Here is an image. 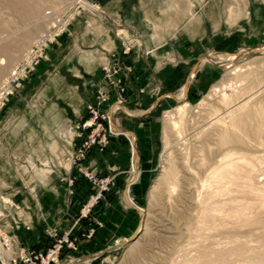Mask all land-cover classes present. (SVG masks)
<instances>
[{
	"label": "rangeland",
	"instance_id": "1",
	"mask_svg": "<svg viewBox=\"0 0 264 264\" xmlns=\"http://www.w3.org/2000/svg\"><path fill=\"white\" fill-rule=\"evenodd\" d=\"M26 1L25 6L21 4L25 0H0V83L38 37L47 36L52 41L19 88L50 50L77 29L79 32L82 28L97 29L95 24L102 22L110 24L114 45L99 70L102 84L86 103V116L76 127L75 151L69 159L70 171L63 179L70 208L79 200L76 189L82 182L89 186L88 197L79 201L78 213L69 217L63 229L46 227L49 241L44 247L21 249L46 251L62 239L58 264H71L75 259L80 264H264V192L260 194L264 191V0H251V13L230 15L229 21H219L216 31L195 30L187 46L175 45V35L161 32V39L169 44L162 47L145 46L144 32L129 28V0H87L93 9L75 0ZM202 6L210 11L206 4ZM200 24L197 16L196 25ZM173 52L180 54L174 56ZM232 65L237 66L234 69ZM151 68L157 72L161 68L157 73L160 77L152 78ZM243 72L247 74L238 78ZM223 93L249 97L250 106L261 105L262 112L247 121L242 128L244 134L242 129L238 131L242 133L240 143H229L232 154L229 152L226 159L233 166L224 185L216 183L218 187L212 169H205L199 158L206 149L201 158L204 162H200L214 158L213 164H217L218 131L213 124L222 112L216 114L211 105L219 106ZM185 103L188 112L178 132L172 125L174 112H166ZM91 108L97 109V118ZM92 135L95 141L90 140ZM115 135L127 139L126 168L121 172L93 168L91 153L105 151ZM164 136L173 145L171 158L180 169L179 183L173 192L164 184L151 192L165 166ZM120 174L127 185L117 190ZM255 185L258 189L263 186V190L259 192ZM222 187L226 192L219 190ZM126 189L129 195L125 197ZM117 194L119 204H108ZM104 200L107 203L101 208Z\"/></svg>",
	"mask_w": 264,
	"mask_h": 264
},
{
	"label": "crops",
	"instance_id": "2",
	"mask_svg": "<svg viewBox=\"0 0 264 264\" xmlns=\"http://www.w3.org/2000/svg\"><path fill=\"white\" fill-rule=\"evenodd\" d=\"M250 5L251 0H129V28L144 32L142 40L148 47L169 45L161 32L175 35V45L187 46L195 30L216 31L219 21H229L230 15L251 13ZM95 26L62 38L0 112V224L19 250L44 247L49 241L46 227L63 229L88 197L89 186L82 182L76 189L79 200L70 208L63 179L70 171L76 127L86 116V103L102 84L99 70L114 45L111 25ZM150 71L152 78L160 77L157 69ZM128 155L126 137L115 135L105 151L94 150L90 160L97 170L121 172ZM120 175L117 190L127 185ZM119 200L118 194L113 195L108 204Z\"/></svg>",
	"mask_w": 264,
	"mask_h": 264
},
{
	"label": "bare ground",
	"instance_id": "3",
	"mask_svg": "<svg viewBox=\"0 0 264 264\" xmlns=\"http://www.w3.org/2000/svg\"><path fill=\"white\" fill-rule=\"evenodd\" d=\"M27 1L25 0V2H21V4L22 5H28V3H26ZM8 3H10V2H8ZM7 3V4H8ZM16 3H17V1H16ZM30 3V2H29ZM74 3H79V4H83V5H85V6H88V7H90V8H92L93 9V7H92V5L87 1V0H75L74 1ZM19 4V3H18ZM31 5V4H30ZM18 6H20V5H18ZM23 9H24V7L23 6H21ZM21 8V9H22ZM27 8V7H26ZM30 8H32L31 6H30ZM27 12V11H26ZM34 20V19H33ZM6 42V41H5ZM9 42V41H8ZM3 44H4V42H3ZM13 44V43H12ZM9 45V44H8ZM1 47V46H0ZM5 47V46H4ZM4 48H3V46H2V50H3ZM8 52H10V50L8 51ZM221 57V56H220ZM224 59V58H223ZM229 59H232V57L231 58H229ZM227 61H229V60H227ZM237 64V63H236ZM233 66V65H232ZM237 66V65H236ZM236 66H233V68L235 69V67ZM239 66V65H238ZM241 69V68H240ZM229 72H231V71H229ZM247 74V72H243L241 75H237V77L238 78H241V77H244L245 75ZM222 83V82H221ZM220 84V82L217 84V85H215L213 88H216V87H218V85ZM232 94V95H231ZM230 95H228V94H225V93H223V95L221 96V98H220V100H219V102H220V105L219 106H215V105H211V106H213L212 108H213V110H214V112H216V114H219V112L221 113V114H223V116L221 115V114H219L218 116H217V119H216V125L218 124V126H216L215 125V123L213 124L215 127H216V129H217V131L218 132H216L217 133V135H218V140H216L217 141V145H215V146H217L216 148H218L216 151H218L217 153H218V159L217 160H215V162H217V164H216V166H215V164H213V159H211L212 161H207L208 163H201V162H204V161H202L203 160V158H202V156L204 155V153L203 152H205V150L204 151H202V153H201V158H202V160H201V158H199V160L201 161H199V163L200 164H202V166H205L206 168L205 169H209V167L212 169L211 171H212V178L214 179V183H215V185H217L216 183H218V184H223L224 185V183L226 182V180H225V178H226V176H228V174H227V172H228V170H229V172H230V166L232 167L233 165L231 164V163H229V161H227V159H226V156L227 157H229V155H227L230 151H232L231 149H229V147H228V145H229V143H236V144H238V143H240L241 141H242V139H241V135H242V133H243V130L244 129H242L246 124H247V121L250 119V118H252L257 112H262V106L260 105V106H257V107H253V106H250V103H249V97H243V95H238L237 96V94H236V96H234L233 95V93H231ZM238 94H240V93H238ZM241 94H243V93H241ZM179 97L180 98H182V95H179ZM258 103V102H257ZM260 103V102H259ZM211 108V107H210ZM209 108V109H210ZM188 110V106L186 105V103L185 104H180L179 106H177L176 108H174V109H172V110H168L167 112H166V115L167 114H169V113H171V112H174V114H175V118H176V120L175 121H173L172 120V125L173 126H175V128H178L177 130H178V132H180V131H182L181 129H182V127H181V124L183 123V120L185 119V114H186V112H188L187 111ZM215 114V113H214ZM171 115V114H170ZM225 117H228V120H226L225 119ZM259 117V116H258ZM261 117V116H260ZM255 118H256V116H255ZM264 118V117H263ZM262 118V119H263ZM261 119V121H263ZM168 121V120H167ZM252 121V120H251ZM258 121V120H257ZM169 122V121H168ZM166 123V126H165V128L168 130V124L170 123ZM185 122V121H184ZM260 124V123H259ZM183 125H184V123H183ZM211 125V124H210ZM249 125H251L250 123H249ZM262 125V124H261ZM184 127V126H183ZM206 127V126H205ZM214 127V128H215ZM256 127V126H255ZM258 127V126H257ZM245 128V127H244ZM248 128V127H247ZM252 128H254V127H252ZM165 129V130H166ZM184 129V128H183ZM216 129H212L213 131L214 130H216ZM242 129V133H241V135L239 134V130H241ZM257 129H260V128H257ZM257 129H254L256 132L258 131ZM245 131V130H244ZM169 132V131H168ZM210 132H212V131H210ZM249 132V131H248ZM247 132V133H248ZM260 132H261V130H260ZM245 133V132H244ZM243 133V134H244ZM199 134H201V133H199ZM205 134V133H204ZM253 134V133H252ZM260 134V133H259ZM165 135V134H164ZM169 135V134H168ZM248 135V134H247ZM256 135H258V134H256ZM194 136V135H193ZM201 136V135H200ZM245 136V135H244ZM243 136V137H244ZM252 136H254V135H252ZM258 136H260V135H258ZM164 137H166V143H165V150H164V152H165V154L163 155L164 156V158H163V162L165 163V166H163V172H162V174L159 176V178H158V181L155 183V185H153V187H152V190H151V192H154L155 191V189L158 187V185H166V187H167V189H169L170 190V192L172 191L173 192V190H175V188H176V186L178 185V183H179V175H180V169H179V167L178 166H176V164L174 163L175 161H173L172 160V150H171V148H172V144H171V141L168 139V137L167 136H164ZM204 137V136H203ZM247 137V136H246ZM246 137H244V138H246ZM249 137H251V135L249 136ZM257 138V137H256ZM202 139H204V138H202ZM211 139V138H210ZM212 139H213V137H212ZM217 139V138H216ZM247 139H248V137H247ZM258 139V138H257ZM251 139L249 138V141H250ZM165 141V140H164ZM204 141V140H203ZM207 141H208V139H207ZM207 143V142H206ZM244 143V142H243ZM248 143V142H247ZM262 143V142H261ZM249 144V143H248ZM209 145V144H208ZM231 145V144H230ZM199 147H201L200 145H198ZM197 147V146H196ZM204 147V146H203ZM206 147H207V145H206ZM210 147V146H209ZM232 147H236V146H232ZM198 148V147H197ZM231 148V147H230ZM240 148V147H239ZM198 149H200V148H198ZM201 149H203L202 147H201ZM200 149V150H201ZM234 149V148H233ZM235 149H237V148H235ZM242 149V148H241ZM244 149V148H243ZM230 150V151H229ZM208 152L209 151H212V150H207ZM234 152V151H233ZM207 153V152H206ZM236 153H238V152H236ZM186 154V153H185ZM208 154V153H207ZM207 154H205L206 156H207ZM210 154V153H209ZM208 154V155H209ZM230 154H232L231 152H230ZM197 155H199V154H197ZM239 155V154H238ZM241 155V154H240ZM211 156V155H210ZM242 156V155H241ZM205 158V157H204ZM210 158V157H209ZM208 160V159H207ZM197 161V160H196ZM206 161V160H205ZM231 162V161H230ZM197 164H199L198 162H196ZM205 164H207V165H205ZM184 165V164H183ZM185 165H187V164H185ZM184 165V167H186ZM188 166H189V163H188ZM194 166V165H193ZM197 166V165H196ZM201 165L199 166L200 168L202 167ZM192 167V166H191ZM198 167V166H197ZM182 168H183V166H182ZM188 168H190V166L188 167ZM193 168V167H192ZM200 168H199V170H200ZM203 168V167H202ZM234 168H237V166L235 165L234 166ZM183 169H185V168H183ZM187 170H189V169H187L186 168V172H188ZM193 170H194V168H193ZM202 170V169H201ZM196 171V170H195ZM198 171V170H197ZM208 171V170H207ZM182 172V171H181ZM191 172V171H190ZM194 172V171H193ZM202 172H203V170H202ZM228 172V173H229ZM240 172V171H239ZM241 172H242V170H241ZM198 173H199V171H198ZM206 173V172H205ZM204 173V174H205ZM255 173L257 174V171H255ZM194 173H192V175H193ZM203 173H201V175H202ZM231 174V173H230ZM232 175V174H231ZM183 176V175H182ZM196 176L197 177H200V176H198L197 174H196ZM206 176V175H205ZM208 176V175H207ZM240 176H241V174H240ZM250 176V175H249ZM249 176H246V177H248L249 178ZM256 176V175H255ZM184 177V176H183ZM229 177V176H228ZM254 178V177H253ZM203 179V178H202ZM206 178L204 177V179L203 180H205ZM230 179V178H229ZM249 179H251V177L249 178ZM248 179V180H249ZM263 179V178H262ZM185 180V179H184ZM200 180V179H199ZM252 180V179H251ZM206 181H208V180H206ZM210 181V180H209ZM213 181V180H212ZM216 181V182H215ZM258 181V180H257ZM228 182V181H227ZM262 181H260V183H261ZM211 183V182H210ZM210 183H208V184H210ZM212 184V183H211ZM227 184V183H226ZM225 184V185H226ZM256 184V183H255ZM263 184V183H262ZM192 185V184H191ZM206 185V184H205ZM214 185V186H215ZM246 185V184H245ZM248 185H251V184H248ZM247 185V186H248ZM254 185V184H253ZM218 187H219V185H217ZM216 186V187H217ZM258 186V185H257ZM257 186L255 185L254 187H256L255 189H258L257 188ZM205 187V186H204ZM221 187V186H220ZM228 186L226 185V188H227ZM253 187V186H252ZM253 187V188H254ZM260 187V186H259ZM263 187V186H262ZM259 188L258 189V191L260 192L261 190H263V188ZM191 188V187H190ZM206 189V188H205ZM212 189V188H211ZM216 189V188H215ZM215 189L214 190H212V191H214L215 192ZM223 189V191L224 192H226V190L224 189V187H222L221 189L219 188V190L221 191ZM230 188H228V190H229ZM246 189V188H245ZM254 189V190H255ZM261 189V190H260ZM168 190V191H169ZM204 190V189H203ZM217 190V189H216ZM239 190V189H238ZM244 190V189H243ZM197 191V190H196ZM195 191V192H196ZM208 191V190H207ZM218 191V190H217ZM250 191H252V190H250ZM257 191V190H256ZM193 192V191H192ZM219 192V191H218ZM259 192H257V193H259ZM262 192H264V191H261L260 192V194L262 193ZM221 193V192H220ZM249 193V192H248ZM256 193V192H255ZM210 195V194H209ZM128 196V195H127ZM208 196V195H207ZM255 196H256V194H255ZM261 196V195H260ZM264 196V195H263ZM264 198V197H263ZM197 199V198H196ZM203 199V198H202ZM262 199V198H261ZM203 200H205V199H203ZM207 202V201H206ZM208 205V204H207ZM249 205V204H248ZM211 206V205H210ZM245 206V205H244ZM250 207V206H249ZM218 208V207H217ZM241 208V207H240ZM243 209L245 208V207H242ZM216 209V208H215ZM240 210V209H239ZM238 210V211H239ZM203 211V210H202ZM247 211H249V209L247 210ZM218 213V212H217ZM219 213H221V212H219ZM240 213H242L241 212V210H240ZM245 213V212H244ZM244 213H242V214H244ZM87 262V261H86ZM71 264H80V262H79V260H73V261H71Z\"/></svg>",
	"mask_w": 264,
	"mask_h": 264
},
{
	"label": "built area",
	"instance_id": "4",
	"mask_svg": "<svg viewBox=\"0 0 264 264\" xmlns=\"http://www.w3.org/2000/svg\"><path fill=\"white\" fill-rule=\"evenodd\" d=\"M51 41L52 39L47 36L36 38L18 66L0 83V112L4 109L11 96L18 91L21 82L30 75L35 66L43 58ZM91 110L94 117L97 118V109L91 108ZM90 140L95 141V137L92 135ZM63 242L64 240L60 239L46 251L19 250L14 247L12 236L0 226V263L58 264Z\"/></svg>",
	"mask_w": 264,
	"mask_h": 264
},
{
	"label": "water",
	"instance_id": "5",
	"mask_svg": "<svg viewBox=\"0 0 264 264\" xmlns=\"http://www.w3.org/2000/svg\"><path fill=\"white\" fill-rule=\"evenodd\" d=\"M133 150H135L134 146H133ZM130 184H131V183L128 184L127 188H129ZM127 195H129V193H128V189H126V196H127ZM133 205H134L135 207H137L134 203H133ZM137 208H138V207H137ZM125 243H126V242H123V243H121V244H117V245H115V246L117 247V246L123 245V244H125ZM102 253H103V252H101V253H97V254L91 255L90 257H91V258H95V257L99 256V255L102 254Z\"/></svg>",
	"mask_w": 264,
	"mask_h": 264
}]
</instances>
